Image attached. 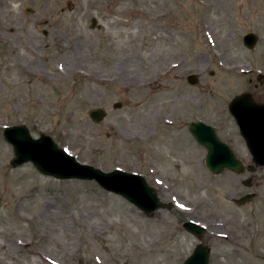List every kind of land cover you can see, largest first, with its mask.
Listing matches in <instances>:
<instances>
[{
  "label": "rangeland",
  "instance_id": "1",
  "mask_svg": "<svg viewBox=\"0 0 264 264\" xmlns=\"http://www.w3.org/2000/svg\"><path fill=\"white\" fill-rule=\"evenodd\" d=\"M247 93L264 96V0H0V264H183L199 243L188 220L206 227L208 264H264V169L214 175L154 116L202 108L247 163L228 111ZM22 124L82 164L144 175L172 208L146 218L94 182L12 167L3 129Z\"/></svg>",
  "mask_w": 264,
  "mask_h": 264
},
{
  "label": "water",
  "instance_id": "2",
  "mask_svg": "<svg viewBox=\"0 0 264 264\" xmlns=\"http://www.w3.org/2000/svg\"><path fill=\"white\" fill-rule=\"evenodd\" d=\"M95 20L91 27L94 28ZM258 41L254 33H246L242 38L243 45L252 50ZM190 85L196 84V76L186 78ZM250 95L241 94L235 97L228 106L239 128L240 137L245 142L253 167L250 172L264 167V114L250 109L252 106ZM120 107L118 103L115 105ZM256 108L258 106H255ZM90 120L98 124L106 117L105 110L101 108L87 112ZM190 132L194 139L207 151L205 165L208 171L214 175L221 174L225 170L238 176H243L246 169L243 162L236 158L234 151L225 143H222L214 133V129L203 123L191 124ZM4 141L13 150L10 165L14 168L25 164H32L36 171L44 176L58 181L78 180L94 182L107 193L119 195L130 205L135 207L146 218H151L158 210H170L171 203H162L154 188L148 185L145 178L133 172L122 169H114L109 172L102 171L90 165H85L76 160L66 150L56 146L54 141L46 135L33 139L26 126H6L3 129ZM246 187H251L250 180L242 181ZM254 193L244 197L233 199L236 205H244L254 198ZM2 207L0 202V208ZM183 229L198 240V244L187 257L183 264H208L210 248L202 243L206 228L192 220L183 222Z\"/></svg>",
  "mask_w": 264,
  "mask_h": 264
},
{
  "label": "flooded vegetation",
  "instance_id": "3",
  "mask_svg": "<svg viewBox=\"0 0 264 264\" xmlns=\"http://www.w3.org/2000/svg\"><path fill=\"white\" fill-rule=\"evenodd\" d=\"M198 78L196 77V84H198ZM258 80H260V77L258 78ZM248 95H250L251 101H252V106L250 107V109L259 112V114L262 116V114H264V96L261 97H255V95L247 93ZM186 107L183 108L184 113L183 114H177L174 115L173 113V109L170 108L168 109V113L165 115H160V114H155L154 116L157 117V122H158V129L157 130H164L165 132H168V134H173V133H182L183 135L180 136L182 137V141H184L185 143H187L190 146V142L193 144V148H194V152H198V156H196L195 162L198 165H203L205 167V157H206V149H204V147L202 145H200L195 139H193V136L190 132V126L191 124H197V123H205L206 125H209L211 128L214 129V133L217 135V138L220 139V141H222L223 143L227 144V145H231V142H228L227 140H223L221 137V130L223 131V127H221L220 122H215V123H210L207 122L206 120H204L202 117L203 113H202V108H199L196 112H194V115L191 117L190 114V108L191 105L187 104L185 105ZM255 106H258L257 108ZM191 117V118H190ZM234 121V120H233ZM234 124L239 133L238 127L234 121ZM240 136V135H239ZM139 137V142L142 140L143 141V137L142 136H138ZM241 142L243 143V146L245 148V150L248 153L249 156V160L247 163H245L242 159V161L244 162V165L246 169H249V167H253L252 162H251V156L247 150V148L245 147V143L243 141V139L240 137ZM141 146V145H140ZM188 149V148H187ZM234 151V149H233ZM185 153H187V151H184ZM235 153V151H234ZM236 154V153H235ZM237 156V155H236ZM238 158V156H237ZM183 159V158H182ZM240 159V158H239ZM150 162V161H149ZM150 166L152 168V172H153V176H154V182L155 185H158L157 181H161L163 180V178L160 176L161 175V171L159 166H156V164L154 162L150 163ZM254 169H256L254 167ZM261 169V168H259ZM159 175V176H158ZM158 176V177H157ZM147 179V178H146ZM160 179V180H159ZM165 182H168V180H166L164 178ZM156 189V188H155ZM160 197V196H159Z\"/></svg>",
  "mask_w": 264,
  "mask_h": 264
}]
</instances>
